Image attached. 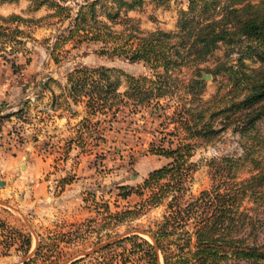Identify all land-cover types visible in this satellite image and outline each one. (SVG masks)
<instances>
[{"label": "rangeland", "instance_id": "374dc122", "mask_svg": "<svg viewBox=\"0 0 264 264\" xmlns=\"http://www.w3.org/2000/svg\"><path fill=\"white\" fill-rule=\"evenodd\" d=\"M28 4V0L0 4V14L40 18L48 13L42 7L27 14ZM187 8L188 0H170L165 8L146 0L140 10L129 11L128 16L136 19L143 30L170 31L176 29L179 11ZM55 21L20 26L32 39L26 41V49L16 47L19 52L15 56L8 54L7 38L0 36V42H6L5 47L0 44V159L7 161V173L11 170L23 174L17 195L7 196V200L0 196V203L5 204H0V210L7 213V221L0 218V264H153L144 251L131 247L127 238L133 235L154 247L157 264H164V252L174 262L186 231L192 234L203 214L202 208L197 211L196 219L197 213L190 219L177 213L184 212L187 204L202 191L222 184L223 177L215 171V165L224 158L239 156L241 139L229 127L209 143L198 145L182 167L184 186L175 192L176 199L166 198L152 208L140 207L149 191L139 196L135 192L137 187L151 171L171 162L150 154L149 144L165 134V140H174L175 147L179 137L185 135L176 133L170 119L186 103L189 94L185 89H171V94L158 100L157 111L149 106L134 113L132 125L127 118L109 128L103 117L96 124L98 119L91 117L92 126L83 128L80 121L87 116L85 103H73L67 84L68 74L75 68L112 69L113 78L117 76L120 80V92L126 90L123 74L154 79V73L142 62L100 54L99 44L77 48L68 44L64 47L68 54L61 57V62H55L50 55V43L61 30ZM248 47L245 39L233 46L220 44L200 64L201 76L195 78L205 82L203 99L210 98L227 78L222 72L215 76L207 69L220 62L235 66L249 51ZM242 62L249 67L258 65L249 59ZM192 70L182 67L174 75L187 82L195 75ZM204 74L210 78H204ZM257 124L264 130L263 119ZM248 175L242 172L240 179ZM4 176L0 168V177ZM124 192L129 195L124 197ZM241 209L247 210L256 227L251 231L249 224L246 231L233 237L264 244V204L256 207L246 198ZM126 210H131V215L140 214L118 221ZM249 230L252 236L248 235ZM153 234H165L161 237L163 250L158 248ZM115 239L101 249L84 254ZM226 264H233V260Z\"/></svg>", "mask_w": 264, "mask_h": 264}, {"label": "trees", "instance_id": "16d2710c", "mask_svg": "<svg viewBox=\"0 0 264 264\" xmlns=\"http://www.w3.org/2000/svg\"><path fill=\"white\" fill-rule=\"evenodd\" d=\"M19 1L0 0V4ZM150 1L156 7L165 8L170 0ZM28 2L27 14L42 7H46L48 13L40 18L0 14V36L7 38L9 55L15 56L18 46L26 49V41L32 39L20 26L30 27L56 19L61 30L50 43V55L55 62H61V57L68 54L69 50L64 49L68 44L71 48L99 44L100 54L142 62L154 73V79L123 74L126 90L120 92V80L117 76L113 78L112 69L105 66L75 68L68 74L67 84L73 103H85L87 116L80 121L83 128L92 126L91 117L98 119L94 124L102 119L108 122L109 128L127 118L132 125L134 113L149 106L157 111L160 108L158 100L171 94V89H185L189 94L186 103L170 119L176 133L185 135L179 137L175 147L174 140H165V134L149 144L150 154L166 157L171 162L151 171L137 187L135 192L139 196L149 191L140 207L152 208L166 198L176 199L175 192L184 186L182 167L198 145L209 143L229 127L239 135L242 153L235 158H224L215 165V171L223 177L222 184L202 191L187 204L184 212L177 213L186 219L194 218L192 215L197 213L196 219L197 211L202 208L203 214L192 234L186 231L174 262L164 252V264H226L229 259L233 264H264V244L247 243L242 237H233L235 233L246 231L249 224L251 231L256 227L247 210L241 209L243 201L247 198L256 207L264 204V130L257 124L264 121V0H188L187 10L179 11L176 29L170 31L143 30L136 19L128 16L129 11L140 10L146 0ZM242 39L248 42L249 51L235 66L220 62L212 69L205 68L215 76L222 72L227 78L219 83L210 98L203 99L205 82L195 78L201 76L200 64L220 44L233 46ZM0 44L5 47L6 42ZM243 59L258 62V65L249 67ZM11 65L14 67L15 62ZM182 67L193 68L195 75L187 82L174 75ZM74 141L79 143L80 140ZM242 172L248 173V177L240 179ZM128 195L129 192L123 194L124 197ZM131 214V210L124 211L118 221L140 213ZM177 214L173 215L178 217ZM153 235L158 248L163 250L161 237L165 234ZM248 235H251L250 230ZM127 239L131 247L144 251L149 262L157 264L154 247L148 241L138 235Z\"/></svg>", "mask_w": 264, "mask_h": 264}, {"label": "crops", "instance_id": "0c3cea01", "mask_svg": "<svg viewBox=\"0 0 264 264\" xmlns=\"http://www.w3.org/2000/svg\"><path fill=\"white\" fill-rule=\"evenodd\" d=\"M4 157L6 158L7 155ZM3 160L4 158L2 157V159H0V168L3 169V171L5 172V176L3 178L0 177V181L2 180L4 186L3 188H0V196L7 200V196H12V195L15 196L18 194L17 190L19 188V184L21 185L22 182L21 178L23 177V174L18 172H13L11 170L7 173V170H5L7 169L6 168L7 161H3ZM40 194H43V189L40 190ZM0 218L2 220L7 221V213L0 210Z\"/></svg>", "mask_w": 264, "mask_h": 264}, {"label": "water", "instance_id": "95a60500", "mask_svg": "<svg viewBox=\"0 0 264 264\" xmlns=\"http://www.w3.org/2000/svg\"><path fill=\"white\" fill-rule=\"evenodd\" d=\"M203 77L206 78V79H208V78H210V75H208V74H204ZM1 185H3V182H2V181H0V186H1ZM0 204L5 205V204H3V203H0ZM116 240H117V239H115V240H111V241L106 242V243H103V244H100V245L97 246L96 248H94V249H92V250H89V251L85 252L84 254H89L90 252H93L94 250L101 249V248L107 246L108 244H110L111 242H114V241H116ZM64 264H65V263H64Z\"/></svg>", "mask_w": 264, "mask_h": 264}]
</instances>
